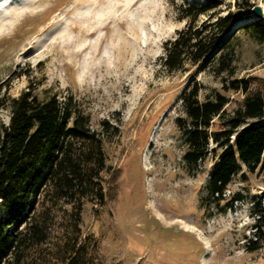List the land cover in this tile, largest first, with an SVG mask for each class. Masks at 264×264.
Here are the masks:
<instances>
[{
    "label": "rangeland",
    "instance_id": "374dc122",
    "mask_svg": "<svg viewBox=\"0 0 264 264\" xmlns=\"http://www.w3.org/2000/svg\"><path fill=\"white\" fill-rule=\"evenodd\" d=\"M234 1L214 10H233ZM252 2L264 10L263 0ZM187 3L206 0H0V104L28 87L61 102L69 96L103 133L104 202L87 203L80 223L93 264H264V248L251 243L252 205L264 198L263 159L251 170L238 161L213 203L208 182L218 151L197 166L184 158L176 119L187 82L199 81L201 99L225 94L228 111L246 94L226 91V75L210 68L171 73L162 66L164 43L184 26ZM234 66L225 79L264 78V41L240 33ZM8 118L0 106V119Z\"/></svg>",
    "mask_w": 264,
    "mask_h": 264
},
{
    "label": "trees",
    "instance_id": "16d2710c",
    "mask_svg": "<svg viewBox=\"0 0 264 264\" xmlns=\"http://www.w3.org/2000/svg\"><path fill=\"white\" fill-rule=\"evenodd\" d=\"M252 1L235 0L234 9L228 5L224 14L214 10L224 0L181 5L185 24L165 41L162 66L171 73L186 66L232 77L239 34L264 41L263 18L241 22ZM225 78L226 91L246 93L240 106L228 111V99L219 92L201 99V84L193 77L180 91L182 116L176 119L188 164L197 166L207 152L218 151L208 182L213 203L222 199L238 161L251 170L262 158L264 167V78ZM33 89L0 104L9 110L8 121L0 119V264H93L92 243L81 239L80 223L87 203L104 202L103 133L69 96L61 102L55 94L39 97ZM252 210L251 243L264 248V198Z\"/></svg>",
    "mask_w": 264,
    "mask_h": 264
},
{
    "label": "water",
    "instance_id": "95a60500",
    "mask_svg": "<svg viewBox=\"0 0 264 264\" xmlns=\"http://www.w3.org/2000/svg\"><path fill=\"white\" fill-rule=\"evenodd\" d=\"M251 14L254 18H262L264 14V10L260 4H254V6L250 10Z\"/></svg>",
    "mask_w": 264,
    "mask_h": 264
},
{
    "label": "bare ground",
    "instance_id": "6f19581e",
    "mask_svg": "<svg viewBox=\"0 0 264 264\" xmlns=\"http://www.w3.org/2000/svg\"><path fill=\"white\" fill-rule=\"evenodd\" d=\"M143 154H144V155H143L144 163H146V159H147V153H146V152H144Z\"/></svg>",
    "mask_w": 264,
    "mask_h": 264
}]
</instances>
